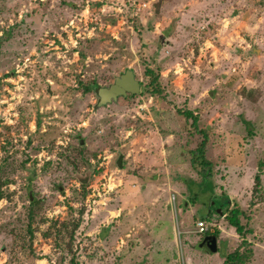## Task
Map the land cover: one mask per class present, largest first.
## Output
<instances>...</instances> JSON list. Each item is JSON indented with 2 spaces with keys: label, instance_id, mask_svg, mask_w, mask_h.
I'll use <instances>...</instances> for the list:
<instances>
[{
  "label": "rangeland",
  "instance_id": "374dc122",
  "mask_svg": "<svg viewBox=\"0 0 264 264\" xmlns=\"http://www.w3.org/2000/svg\"><path fill=\"white\" fill-rule=\"evenodd\" d=\"M263 162L264 0H0V264H68L59 229L76 264H264Z\"/></svg>",
  "mask_w": 264,
  "mask_h": 264
},
{
  "label": "trees",
  "instance_id": "16d2710c",
  "mask_svg": "<svg viewBox=\"0 0 264 264\" xmlns=\"http://www.w3.org/2000/svg\"><path fill=\"white\" fill-rule=\"evenodd\" d=\"M147 75H152L154 76L155 73H153L152 71H148ZM156 80H153V82ZM94 88L92 86H84V91L85 93L92 91ZM130 97V96H129ZM183 114L185 115L187 120H191L192 121V127H197L198 124V120L197 118L194 116V114L192 112H183ZM203 131V130H202ZM206 133V132H204ZM209 141V137L206 135L203 139V142L200 145V148L197 150L196 154H195V159H194V163L201 165V166H205L206 168L210 169L211 168V163L209 161L206 160L204 153H205V149H206V145ZM260 166L263 167L264 166V162L260 163ZM8 185V178H7V174L5 172V170L2 168V166L0 165V201L3 200L5 198V187ZM255 186L260 187L261 186V176L260 173H258L255 177ZM211 188V187H210ZM227 199V198H226ZM31 201V209H30V213H29V219H30V223L34 222L35 220V213L37 211H39L40 206L42 205V201L34 199V197L30 198ZM223 204H228V201H226V203H224L222 201ZM216 204V203H215ZM214 212L216 213H221V211H219V208L215 207ZM244 215L243 211L241 210V208L239 206H237L236 208L232 209L230 211V213L228 215H226L227 220L229 221V223L235 227L237 229V232L239 234L243 233V224L241 223L240 220V215ZM209 216V217H208ZM207 217H203L201 218V220H205V219H209L211 217V214L208 213ZM198 222V221H197ZM65 224V223H64ZM196 226V224H195ZM76 227H78V224L74 225V229H76ZM211 228V227H210ZM64 230H68V225H64L63 226ZM61 229L58 230V236L56 237V241L57 243L61 246V243H63L64 241V247L67 250L68 253H70L71 257L70 260L68 262V264H76V253L73 250V243L69 242V240H65L63 237V233L60 231ZM30 231H32V228H30ZM75 232V231H74ZM210 230L204 234L205 236H208L210 234ZM219 233L217 232L215 233V235L217 237H219ZM50 234H45V236H49ZM62 235V237H61ZM201 236H204L202 234H199ZM71 239L73 241L74 239V235H71ZM251 253V252H249ZM249 259V257L243 253L240 252V250H237L234 253L228 254L225 257V261L223 264H245L246 261Z\"/></svg>",
  "mask_w": 264,
  "mask_h": 264
},
{
  "label": "water",
  "instance_id": "95a60500",
  "mask_svg": "<svg viewBox=\"0 0 264 264\" xmlns=\"http://www.w3.org/2000/svg\"><path fill=\"white\" fill-rule=\"evenodd\" d=\"M141 93V81L136 79V75L132 70H126L118 76L114 83L108 87H102L97 90L99 97L97 107H105L113 102H117L119 98H128L137 96ZM119 167H122V158L119 159ZM218 237L216 235H208L201 240L197 246L200 250L208 255H216L219 253Z\"/></svg>",
  "mask_w": 264,
  "mask_h": 264
},
{
  "label": "built area",
  "instance_id": "2783aa9c",
  "mask_svg": "<svg viewBox=\"0 0 264 264\" xmlns=\"http://www.w3.org/2000/svg\"><path fill=\"white\" fill-rule=\"evenodd\" d=\"M210 224H208L206 221L200 220L196 222V234H206L210 230Z\"/></svg>",
  "mask_w": 264,
  "mask_h": 264
},
{
  "label": "flooded vegetation",
  "instance_id": "af4514ba",
  "mask_svg": "<svg viewBox=\"0 0 264 264\" xmlns=\"http://www.w3.org/2000/svg\"><path fill=\"white\" fill-rule=\"evenodd\" d=\"M206 236H204L203 238H202V240L205 238Z\"/></svg>",
  "mask_w": 264,
  "mask_h": 264
}]
</instances>
